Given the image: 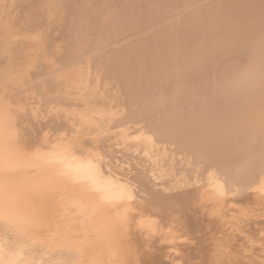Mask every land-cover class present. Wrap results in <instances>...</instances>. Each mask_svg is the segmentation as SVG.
<instances>
[{"label": "bare ground", "instance_id": "obj_1", "mask_svg": "<svg viewBox=\"0 0 264 264\" xmlns=\"http://www.w3.org/2000/svg\"><path fill=\"white\" fill-rule=\"evenodd\" d=\"M4 149L0 264H241L233 238L264 224V0H0Z\"/></svg>", "mask_w": 264, "mask_h": 264}, {"label": "rangeland", "instance_id": "obj_2", "mask_svg": "<svg viewBox=\"0 0 264 264\" xmlns=\"http://www.w3.org/2000/svg\"><path fill=\"white\" fill-rule=\"evenodd\" d=\"M197 82V81H196ZM195 98H197V96L195 97ZM194 100V99H193ZM192 101V100H191ZM189 101L188 100H186V103H184V106H180V104L179 103H177V105H179V106H177V116L180 118V117H183V116H185V110L184 109H186L187 108V106L189 105ZM168 108H169V106H168V104L167 103H163V110H164V112L166 113L165 114V116H167L168 115ZM149 114V113H148ZM152 113L150 112V115H151ZM150 115H145L144 117L146 118H142V119H144V121H142V122H144V124L142 123L141 125H153L157 120H155V117L153 116V114L150 116ZM154 117V118H153ZM154 122V123H153ZM146 125V126H147ZM176 139H178V138H176ZM181 140V139H180ZM178 141V140H177ZM182 141V140H181ZM164 142V144H166V140L165 141H163ZM183 142V141H182ZM184 143V142H183ZM166 145H168V144H166ZM174 145H176V143L175 142H173V143H170V147H173ZM182 145V144H181ZM178 146H180V145H178ZM183 146H184V144H183ZM168 147H169V145H168ZM8 151L9 150H7V149H4V151L3 152H0L1 154L2 153H5V154H3L4 156H7V154L6 153H8ZM207 160H208V163H207ZM209 160L210 161H213L214 162V160L215 159H206V162L205 163H207V164H213L212 162H209ZM201 162H204V161H200V163ZM204 163V164H205ZM202 165H203V163H201ZM199 166V165H198ZM198 166H197V168H198ZM238 204H236L235 202H229V203H227V206L228 207H231V208H238L239 206H237ZM256 216V217H255ZM254 217H252V218H254L258 223H259V225L257 226V225H255V226H257V227H259L260 225H261V223L262 222H264V215L261 217L260 215H255ZM258 216V217H257ZM246 217V216H245ZM260 221V222H259ZM242 225H243V223H242ZM254 226V227H255ZM249 227H250V225H247L246 226V229H248L249 231H243V232H245V233H243L242 232V234L243 235H240L241 233L240 232H237L236 233V235H237V237H235V238H233V240H232V243H233V250H235L236 252L235 253H233L234 255L233 256H239L238 258H240V259H242L241 260V264H264V243L262 244V242H259L258 240H259V236H261V234L262 233H260V232H262V231H264V224H262L261 225V227H259L258 228V231L256 232L255 231V233H254V231H252L253 229L251 228V229H249ZM252 227H253V225H252ZM251 234L252 235V237L254 238L255 237V241H254V239L251 237V239L250 238H248L247 236H248V234ZM258 233V234H257ZM246 234V235H245ZM255 234L256 235H258V236H255ZM220 235V234H219ZM239 235V236H238ZM254 235V236H253ZM242 236V237H241ZM244 236V237H243ZM245 236L247 237L246 239L247 240H245ZM261 237H264V232H263V234H262V236ZM184 238H182L181 240H183ZM242 239V240H241ZM244 239V240H243ZM253 239V240H252ZM258 239V240H257ZM249 240V241H248ZM252 240V241H251ZM256 240L258 241L257 243H256ZM242 241H245V242H242ZM247 241V242H246ZM239 242H241V243H239ZM243 243V244H242ZM246 243H248V245L246 244ZM249 243H255L256 245H255V247H254V244L252 245V244H249ZM261 243V244H260ZM241 244V247L239 246ZM235 245H236V247H235ZM247 245V246H246ZM250 245V246H249ZM251 245L253 246V247H251ZM250 247V248H249ZM263 247V248H262ZM243 248V249H242ZM252 248H254V249H252ZM260 248V249H259ZM256 249V250H255ZM241 251V252H240ZM251 251H252V256L250 255L251 254ZM178 253H181V250H179L178 251ZM177 253V254H178ZM238 253V254H237ZM256 255V256H255ZM252 259V260H251ZM163 260L164 261H166V262H168V264H176L179 260L178 259H176V260H174L173 262H171V260L167 257V256H165V257H163ZM169 260V261H168Z\"/></svg>", "mask_w": 264, "mask_h": 264}]
</instances>
